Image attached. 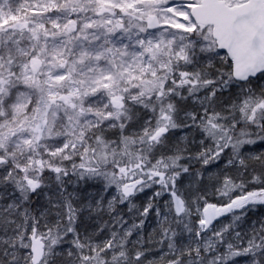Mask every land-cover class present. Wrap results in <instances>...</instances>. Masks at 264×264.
Returning <instances> with one entry per match:
<instances>
[{
    "label": "snow or ice",
    "instance_id": "obj_1",
    "mask_svg": "<svg viewBox=\"0 0 264 264\" xmlns=\"http://www.w3.org/2000/svg\"><path fill=\"white\" fill-rule=\"evenodd\" d=\"M0 264H264V0H0Z\"/></svg>",
    "mask_w": 264,
    "mask_h": 264
}]
</instances>
